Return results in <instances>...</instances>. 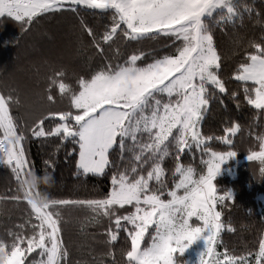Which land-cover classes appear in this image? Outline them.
Segmentation results:
<instances>
[{"label": "snow or ice", "instance_id": "snow-or-ice-1", "mask_svg": "<svg viewBox=\"0 0 264 264\" xmlns=\"http://www.w3.org/2000/svg\"><path fill=\"white\" fill-rule=\"evenodd\" d=\"M62 13L75 18L70 50L33 62L25 79L0 69V264H264V215L239 253L222 236L235 231L223 212L235 202L214 178L238 152L232 137L242 125L222 117V134L202 131L214 102L250 107L249 127L260 117L262 130L249 133L256 140L246 159L264 177V8L245 0H0V19L17 23V45ZM246 18L258 36L238 31ZM218 32L229 36L230 57ZM193 148L199 169L182 162ZM61 150L77 180L105 184L42 190Z\"/></svg>", "mask_w": 264, "mask_h": 264}, {"label": "trees", "instance_id": "trees-1", "mask_svg": "<svg viewBox=\"0 0 264 264\" xmlns=\"http://www.w3.org/2000/svg\"><path fill=\"white\" fill-rule=\"evenodd\" d=\"M245 2L254 3L258 8H264V0H245ZM89 22L94 26L103 23V21L93 20L88 16ZM75 24V18L71 13H62L51 17L43 18L38 25L27 35L20 38L18 45L14 43L18 39V26L11 19H0V69L7 73H12L18 78L25 79L26 74L31 69L33 62H39L43 57H53L60 49L70 50L69 45L72 40L71 28ZM246 36H258L260 32L259 25L252 26L251 22L245 19V26L238 29ZM217 39L225 57L231 56V43L228 35L218 32ZM230 63V60H229ZM226 64V68H227ZM230 88H235V81L230 82ZM224 105L214 102L211 105V111L203 122L202 131L205 134H222V117H231L242 125V130L233 134L235 140L236 155L224 161L220 172L214 178V183L221 189L230 188L232 190L234 205L229 209L225 208L224 219L230 221L235 231L225 230L222 234L224 242L230 249L239 253L245 246L250 245L255 238L256 231L261 227L260 216L264 215V177L259 179V162H249L246 159L249 146H253L256 140L255 135L262 130L258 122L257 125L249 127V122L253 119V110L244 106L237 109L235 104L227 97ZM257 120V118H256ZM214 148H223L220 142H211ZM258 149V144L255 145ZM33 158L37 161L39 167V154L42 151L38 142L29 144ZM49 151L48 148L43 149ZM57 167L53 173L52 185H41L42 190L51 193L84 192L94 186L102 187L105 184L103 178L89 176L86 179L77 180L72 175L75 171L74 163L66 160L64 151L61 150L57 157ZM182 162L191 163L197 169L200 168V157L193 148L192 153L185 152L182 156ZM173 161H166V167L171 168ZM253 170L256 175L253 176ZM43 173L41 172V175ZM7 170L0 165V194L7 187L5 180ZM251 209V211H249ZM89 231H93L90 229ZM73 240L79 242L80 238L72 232ZM78 259L79 257H75Z\"/></svg>", "mask_w": 264, "mask_h": 264}, {"label": "rangeland", "instance_id": "rangeland-1", "mask_svg": "<svg viewBox=\"0 0 264 264\" xmlns=\"http://www.w3.org/2000/svg\"><path fill=\"white\" fill-rule=\"evenodd\" d=\"M256 118H257L256 122H258L259 125H257L256 123H255L254 125H257L258 127L260 126L261 129H262V125H261V123H260L261 118H260V117H256ZM232 158H233V157H232ZM222 163H223V162H222ZM221 166H222V165H221ZM193 247H195V245H193Z\"/></svg>", "mask_w": 264, "mask_h": 264}]
</instances>
